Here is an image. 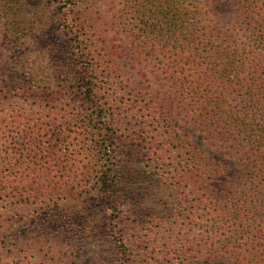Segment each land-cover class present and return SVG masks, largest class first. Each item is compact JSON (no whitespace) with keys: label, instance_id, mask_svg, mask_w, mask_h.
Listing matches in <instances>:
<instances>
[{"label":"trees","instance_id":"trees-1","mask_svg":"<svg viewBox=\"0 0 264 264\" xmlns=\"http://www.w3.org/2000/svg\"><path fill=\"white\" fill-rule=\"evenodd\" d=\"M128 1L130 18L119 26V44L96 31L99 0H61L57 16L69 35L68 57L80 75L76 85L69 67H56L57 76L50 80L54 101L59 96L70 100L74 83L84 98L113 97L101 82L105 61L130 59L132 69L144 63L148 72L138 70L134 83L148 84L150 112L139 111L140 105L128 123L140 121L139 127L152 134L149 144L160 163L170 160L165 167L179 180L173 182L175 189L189 195L185 212L206 237V264L220 259L264 264V0ZM223 6L233 13H220ZM87 34L94 39L91 47ZM7 67L3 70L12 83L1 75L0 90L18 85L32 90V104L45 103L46 97L35 94L42 86L38 80L12 79L16 67ZM65 87L69 97L61 94ZM109 101L99 100L97 119L121 124V110ZM17 116V132H5L8 119L0 130V264H83L81 255L87 252L72 239L94 232L109 244L105 252L94 247L95 257L104 264H127L126 230L138 226L121 207V187L131 176L119 159L131 162L133 151L118 158L114 135L92 121L90 128L96 126L101 140L96 179L88 187L78 186L72 177L52 176L61 160L47 149L49 141L35 144V133H26L35 121ZM72 161L66 158L63 164ZM93 208L95 224L105 218L92 228L81 219ZM63 236L70 240L60 241ZM32 252L37 262L31 261ZM136 258L138 264H151L142 253ZM179 259L178 264H201L185 253Z\"/></svg>","mask_w":264,"mask_h":264},{"label":"rangeland","instance_id":"rangeland-1","mask_svg":"<svg viewBox=\"0 0 264 264\" xmlns=\"http://www.w3.org/2000/svg\"><path fill=\"white\" fill-rule=\"evenodd\" d=\"M60 5L61 0H0V76L2 75L10 84L11 80L3 67L9 66L6 69L16 67L12 79L22 76L28 81L38 80V84L42 86L35 94L46 97L45 103L37 102L35 105L30 99L32 90L22 91L18 85L4 91L0 90V130L3 129L2 121L8 119L5 132H17L21 126V121L16 119L17 114L23 121L32 118L35 126L26 133H35L32 138L35 144L49 141L47 149L61 160L52 176L72 177L76 179L78 186L88 187L89 182L94 184L95 164L99 161L98 143L101 140L95 127L104 128L106 134L108 132L109 136L114 135L112 141L116 143L118 158L121 152L127 154L133 151L134 159L131 162L126 163V160L119 159L120 168L128 171L131 176L129 182H125L121 187V207L128 210L127 218L130 222L138 226L135 230L131 226V229L126 230L129 254L126 258L127 264H138L139 258L136 256L141 253L150 257L151 264H178L179 257L184 253L187 257H193L192 261L195 259L198 263L206 264L204 258L206 237L201 229L193 227L192 219H189L185 212L189 195L183 192V188L175 189L173 182H177L175 180L178 178L171 177L168 168L165 167L171 163L170 160L166 158L164 162L162 161L163 164L160 163L157 149L149 144L150 140H153L152 134L149 130L139 127L140 121L134 122L137 125L133 126L128 123L140 105L142 109L139 111L146 114L150 112L149 106L146 105L149 102L148 84L146 83V87H137L135 84V79L139 78L137 71L148 72V67L143 63L136 64V69L134 67L132 69L131 66L134 64L126 58L114 57V60H106L104 63L106 71L101 73L100 69L101 82L113 97H106L102 93L91 98L86 94L84 98L74 86L75 83L78 84L80 74L76 63L68 57L69 35L63 27L61 18L57 16ZM98 5L100 9L96 10L97 15L94 16L97 23L96 31L106 39H116L117 43L122 44L123 38L118 33L120 27H123L122 23L130 18L129 1L99 0ZM225 10L224 6L218 7L220 13ZM232 10L229 7L226 11L233 13ZM78 12L76 10L74 13ZM93 40L87 34V47H91ZM59 65L69 67L72 71L69 76H74L77 80L74 85H69L73 93L70 100H64V97L59 96L60 100L54 101L55 96L50 89V80L57 76L54 69ZM124 73H128L129 79L123 77ZM67 88L61 91L65 97H69ZM109 99L115 104V108L121 110L118 112L121 115V124L114 125L110 122L100 124L97 119L96 109L99 100L109 103ZM92 121H96L94 128H90ZM70 157L73 161L68 165L63 164V161ZM79 191L81 190L74 194L78 196ZM86 211L87 216L81 221L83 223L85 221L86 225L92 228L98 226L105 218L100 217L95 224L97 217L95 209ZM95 233L85 234L83 240L72 239L80 251L87 252L85 254L87 257L80 254L84 260L83 264H104L103 259L95 257L93 248L100 246L105 252L109 244ZM59 240L68 242L70 238L63 236ZM192 241H196L197 244L190 245ZM153 250L156 252L151 254ZM100 254L105 256L102 251ZM116 255L117 252L113 250L114 260ZM195 255H198V258H194ZM30 258L32 262H37L34 252L30 254ZM109 261L108 264H114V261ZM217 264L232 263L220 259Z\"/></svg>","mask_w":264,"mask_h":264}]
</instances>
